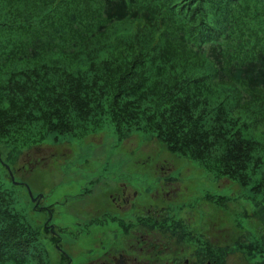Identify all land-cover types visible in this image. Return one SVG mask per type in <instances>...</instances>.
<instances>
[{
  "label": "trees",
  "instance_id": "1",
  "mask_svg": "<svg viewBox=\"0 0 264 264\" xmlns=\"http://www.w3.org/2000/svg\"><path fill=\"white\" fill-rule=\"evenodd\" d=\"M0 2V264H50L45 223L29 222L4 187L5 167L14 176L29 151L104 127L119 141H154L238 189L200 200L213 213L240 206L223 245L186 224L179 206L175 215L169 205L148 210L144 232L192 250V264H264V0ZM67 31L74 69L27 66Z\"/></svg>",
  "mask_w": 264,
  "mask_h": 264
},
{
  "label": "rangeland",
  "instance_id": "2",
  "mask_svg": "<svg viewBox=\"0 0 264 264\" xmlns=\"http://www.w3.org/2000/svg\"><path fill=\"white\" fill-rule=\"evenodd\" d=\"M37 7L41 8L39 2ZM55 10L61 16L59 5ZM65 33L64 41L46 44L54 50L36 49L39 58L27 66L45 61L74 69L67 53L72 37ZM45 145L29 151L17 163L21 171L13 178L21 185L7 180L3 184L13 191L30 223L49 221L54 228L51 234L57 231L56 244L49 232L41 236L40 245L50 264H121L123 259L137 264H192V250L139 227L148 210L156 212L167 205L172 215L178 206L186 210L180 217L194 230H203L211 244L223 245L231 238L227 220L240 206L229 205L226 211L213 213L200 200L205 193L237 194V187L224 180L217 182L195 163L166 153L154 141L146 143L141 135L119 141L111 127H104L82 139L62 138ZM167 178L172 180L164 182ZM27 190L33 198L42 196L37 210H31Z\"/></svg>",
  "mask_w": 264,
  "mask_h": 264
},
{
  "label": "water",
  "instance_id": "3",
  "mask_svg": "<svg viewBox=\"0 0 264 264\" xmlns=\"http://www.w3.org/2000/svg\"><path fill=\"white\" fill-rule=\"evenodd\" d=\"M5 170L7 172V175L10 179V182L13 184V185H18L19 183H16L13 179V175L11 173V171L8 169V167H5ZM27 193H28V197L30 199V202L33 203V204H37L38 202H40V200L42 199V196H37L36 198H33L32 195L30 194L29 190H27ZM52 229L53 227H49V232L52 233Z\"/></svg>",
  "mask_w": 264,
  "mask_h": 264
},
{
  "label": "flooded vegetation",
  "instance_id": "4",
  "mask_svg": "<svg viewBox=\"0 0 264 264\" xmlns=\"http://www.w3.org/2000/svg\"><path fill=\"white\" fill-rule=\"evenodd\" d=\"M124 201H125V203H127V202L129 201V197H128V196H127V197H124ZM49 226H50V223L45 224L44 227H45L46 229H48ZM140 226H141V225H140ZM140 226H139V227H140ZM120 260H121V258H120ZM123 260H127V259H123ZM123 260L120 261L121 264H137V263L135 262V260H131V261H128V260H127V261H123Z\"/></svg>",
  "mask_w": 264,
  "mask_h": 264
}]
</instances>
